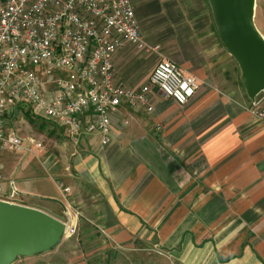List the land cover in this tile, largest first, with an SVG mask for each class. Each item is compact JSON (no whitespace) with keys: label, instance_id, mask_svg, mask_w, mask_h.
<instances>
[{"label":"crops","instance_id":"1","mask_svg":"<svg viewBox=\"0 0 264 264\" xmlns=\"http://www.w3.org/2000/svg\"><path fill=\"white\" fill-rule=\"evenodd\" d=\"M131 1L145 42L157 49H119L117 84L138 89L169 59L198 78L197 94L180 106L151 86L152 111L123 100L111 114L107 145L99 132L76 141L43 119L70 146L4 152V174L17 181L25 204L75 228L78 245L95 236L106 254L148 250L166 264H264V117L209 1ZM262 98L264 91L256 101ZM17 108L6 112L8 131ZM68 259L91 264L83 253Z\"/></svg>","mask_w":264,"mask_h":264},{"label":"built area","instance_id":"2","mask_svg":"<svg viewBox=\"0 0 264 264\" xmlns=\"http://www.w3.org/2000/svg\"><path fill=\"white\" fill-rule=\"evenodd\" d=\"M128 45L157 49L145 42L131 0H0L1 200L25 204L17 181L3 172V152L33 151L42 144L35 138L25 143L8 131V109L27 105L34 116L63 126L72 139L99 132L101 145H107L111 114L123 100L152 111L151 86L180 106L197 94L198 78L169 59L159 61L138 89L117 84L115 54ZM33 65H44L47 75ZM255 112L264 117V110ZM74 233L69 227L67 235Z\"/></svg>","mask_w":264,"mask_h":264},{"label":"water","instance_id":"3","mask_svg":"<svg viewBox=\"0 0 264 264\" xmlns=\"http://www.w3.org/2000/svg\"><path fill=\"white\" fill-rule=\"evenodd\" d=\"M224 45L239 63L251 99L264 91V35L255 23L256 0H208ZM67 223L40 208L0 199V264L56 250Z\"/></svg>","mask_w":264,"mask_h":264},{"label":"rangeland","instance_id":"4","mask_svg":"<svg viewBox=\"0 0 264 264\" xmlns=\"http://www.w3.org/2000/svg\"><path fill=\"white\" fill-rule=\"evenodd\" d=\"M256 1L258 3V10L257 16L255 15V23L264 34V0ZM31 69L37 70L42 75H47L45 74L46 67L44 65H33ZM262 100L264 101V98ZM262 100L258 105L253 103L252 105L264 110ZM19 108L16 110V115L11 116L12 118L10 123H8V127L20 134L21 137L23 136L25 143H27L30 137L42 139V141L40 140L42 143L40 148L33 150L34 153H40L42 149H49L50 151L59 153L61 146H70L66 145L65 139L62 137L58 135L52 136V133L56 132L57 126H53L42 118L34 116L32 112L31 114L27 112V105L19 106ZM44 132H47L49 137ZM25 151L27 152V150ZM75 238L76 236L67 235L63 243L56 250L34 257L21 258L15 264H67L69 256L75 258L81 253L89 258L91 264H166L159 260L154 251L113 249L106 254L107 248L102 247L103 244H99L100 237H92V242L85 246L78 245Z\"/></svg>","mask_w":264,"mask_h":264},{"label":"trees","instance_id":"5","mask_svg":"<svg viewBox=\"0 0 264 264\" xmlns=\"http://www.w3.org/2000/svg\"><path fill=\"white\" fill-rule=\"evenodd\" d=\"M42 255V254H41ZM21 259V258H20Z\"/></svg>","mask_w":264,"mask_h":264},{"label":"bare ground","instance_id":"6","mask_svg":"<svg viewBox=\"0 0 264 264\" xmlns=\"http://www.w3.org/2000/svg\"><path fill=\"white\" fill-rule=\"evenodd\" d=\"M67 236V235H66Z\"/></svg>","mask_w":264,"mask_h":264}]
</instances>
